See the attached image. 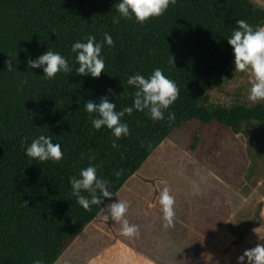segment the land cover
Returning <instances> with one entry per match:
<instances>
[{
  "label": "trees",
  "instance_id": "obj_1",
  "mask_svg": "<svg viewBox=\"0 0 264 264\" xmlns=\"http://www.w3.org/2000/svg\"><path fill=\"white\" fill-rule=\"evenodd\" d=\"M119 2L0 0V264H55L106 209L94 205L85 211L72 196L70 178L96 166L98 177L110 182L114 195L105 204L111 203L176 130L198 125L189 135L188 149L197 151L200 159L218 163L215 152L225 133L249 141L244 157L255 153V158H264V141H258L264 133V101L221 104L209 96L211 89L225 84L234 67L227 38L236 22L264 27V8L253 0H176L163 15L143 24L135 18L114 23ZM105 33L114 45L102 48L105 69L100 77L75 73L79 65L72 44L89 36L103 42ZM47 50L66 57L72 72H58L48 80L42 69H31L29 59ZM9 60L13 71L7 69ZM155 69L175 82L177 100L163 120L153 121L147 110L125 113L122 122L129 135L114 148L111 130L94 129L84 103L109 96L116 111L131 107L135 88L127 78H148ZM169 113L175 114L174 120L168 119ZM41 134L61 145L60 162L38 163L26 156V146ZM199 141L210 145L198 151ZM254 161L245 166L247 176L252 175ZM220 166L226 175L242 164ZM194 238L201 239L197 234Z\"/></svg>",
  "mask_w": 264,
  "mask_h": 264
},
{
  "label": "rangeland",
  "instance_id": "obj_2",
  "mask_svg": "<svg viewBox=\"0 0 264 264\" xmlns=\"http://www.w3.org/2000/svg\"><path fill=\"white\" fill-rule=\"evenodd\" d=\"M253 1L264 8V0ZM252 80L250 73L233 67L225 84L209 91L210 100L250 103ZM197 127L193 124L189 131L176 130L113 198L128 203L125 218L137 226V235L123 236L121 223L104 219L105 209L55 264H238L237 258L246 249L264 244V158H255V153L253 158L244 157L249 141L225 133L215 152L218 163L200 159L197 151L188 149L189 135ZM259 137L263 142L264 133ZM207 144L210 141L204 145L199 141L198 151L205 150ZM253 159L256 166L247 176L245 166ZM237 162L242 167L234 169V174L231 170L226 175L220 173V164ZM165 188L175 199V217L167 228L161 206L151 207ZM156 221L163 222L162 233L153 232H158ZM190 225L198 226L200 240L190 234ZM184 228L187 235L180 232Z\"/></svg>",
  "mask_w": 264,
  "mask_h": 264
},
{
  "label": "clouds",
  "instance_id": "obj_3",
  "mask_svg": "<svg viewBox=\"0 0 264 264\" xmlns=\"http://www.w3.org/2000/svg\"><path fill=\"white\" fill-rule=\"evenodd\" d=\"M176 0H120L116 5L119 16L114 18V23H119L121 18H135L137 23L143 24L151 17L164 14L170 4ZM237 27L232 35L227 38L228 44L233 49L234 70L247 72L253 76L250 88L249 100L253 103L264 101V27L253 28L244 20H238ZM107 44L114 45L112 36L104 34V41L97 42L94 36L87 37L85 42L76 41L71 46V52L75 53V62L79 65L75 73L80 75H91L99 78L105 69L104 58L101 55L102 48ZM31 69L40 68L45 79L52 80L58 72L71 73L72 68L68 59L58 52L45 51L36 59H29ZM8 71H13L12 60L6 62ZM127 84L135 88L134 100L131 107L122 111H116V105L109 96H102L99 102L88 100L84 103V109L89 114L94 129L100 130L106 126L111 130L115 139L112 146L118 147L117 141L121 137L129 135L127 123L122 122L125 113L131 115L134 110L144 112L153 121L163 120L164 113L177 100L179 90L174 81L167 78L162 70L155 69L150 77L145 78L141 74L131 75L127 78ZM109 93L112 90L109 89ZM175 114L169 113L168 119L174 120ZM25 154L32 160L40 162H60L63 152L59 143H53L51 136L44 134L34 138L30 145L26 146ZM120 175L119 172L116 173ZM72 196L76 202L85 210L91 211L94 205H103L106 208L104 219L122 224L121 234L132 237L138 234L136 225H130L125 218L128 211V203L125 201H113L105 204V199L111 200L114 193L110 190V182L97 175V167L89 165L81 169L79 177L70 178ZM82 193H87L85 196ZM159 204L163 212L165 227H171L175 217V199L170 195L167 188L160 192ZM238 264H264V244H257L251 249H246L237 258ZM34 264H41L35 260Z\"/></svg>",
  "mask_w": 264,
  "mask_h": 264
},
{
  "label": "crops",
  "instance_id": "obj_4",
  "mask_svg": "<svg viewBox=\"0 0 264 264\" xmlns=\"http://www.w3.org/2000/svg\"><path fill=\"white\" fill-rule=\"evenodd\" d=\"M158 204H159V202H153V203H151V205H152L151 207L156 208L157 206H159L158 209H160V204H159V205H158ZM188 204H190V203H188ZM191 205H192V204H191ZM156 212H157V211H156ZM190 214L193 215L192 212H191ZM153 216H154V215H153ZM198 218L200 219V217H198ZM197 220H198V219H197ZM191 222L193 223V220H192ZM92 223H93V222H92ZM92 223H91V224H92ZM156 224L158 225V226H157L158 229H156L158 232H156V231H153V232H154V233H162V231H164L163 222H160V223H159V222L156 221ZM190 226H191V225H190ZM87 227H88V226H87ZM87 227H86V228H87ZM86 228H85V229H86ZM188 229H189V230H192V232L190 231V234H194V235H195V234H200V233H201V231L198 230V226H197V229L195 228V226H191V227L188 228ZM186 231H187L186 228L180 230V232H182L183 234H186ZM186 235H187V234H186ZM194 235H193V236H194ZM79 236H80V235H79ZM79 236H78V237H79ZM78 237H77V238H78ZM75 241H76V240H75ZM71 246H72V245H71ZM137 253L139 254L138 250H137ZM138 254H137V255H138ZM137 255H136V256H137ZM147 255H148V254H147ZM160 262H161V260H160Z\"/></svg>",
  "mask_w": 264,
  "mask_h": 264
}]
</instances>
